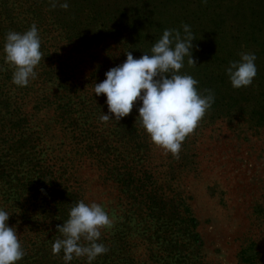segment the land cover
Segmentation results:
<instances>
[{"label": "trees", "instance_id": "obj_1", "mask_svg": "<svg viewBox=\"0 0 264 264\" xmlns=\"http://www.w3.org/2000/svg\"><path fill=\"white\" fill-rule=\"evenodd\" d=\"M64 2L59 0L53 8L49 0H0V207L11 214L8 224L16 228L25 251L17 264H64L63 252L54 255L52 251L54 242L63 238L57 225H63L69 219L70 209L82 200L75 192L80 187L75 173L82 161L90 159L105 175L118 181L126 198H130L131 187L137 191L135 202L125 208L127 219L122 214L117 226L101 229L98 243L109 251L98 256L93 264H211L197 248L192 249L185 242L193 237L190 233L182 236L169 225L185 223L187 210L181 213L177 206H169L168 220L158 210L154 224L147 225V212L156 211L150 207L162 205L161 187L155 177L151 179L147 168L134 167V160L118 151L117 144L107 141L119 142L128 149L129 133L121 135L119 130L120 139L116 141L110 133L97 131L104 126L112 129L113 124L116 129L128 128L119 121H101L103 114H109L106 95L95 96L93 89L106 79L108 70L126 61V51L140 58L150 52L165 29H178L183 35V27L178 26L181 24L190 25L196 37L195 47L208 41L204 51L208 50L214 58L222 50L219 43L226 25H247L251 32L245 35L263 36L264 0H236L234 4L233 0H67V10L60 7ZM33 24L39 30L44 57L36 69V79L19 87L12 81L13 69L4 62L3 46L9 31L23 33ZM126 27L136 35L125 42L122 36L123 32L128 33ZM108 35L116 45L114 54L105 50L102 63L80 78L75 67L78 64L71 54L101 47L103 37ZM259 48L263 53L264 45ZM33 86L40 89L42 104L27 112L26 92ZM40 105L53 109L54 128L37 120ZM141 105L139 100L134 102L132 118L139 115ZM137 124L139 137L145 130ZM50 130L60 133L58 140L66 139L65 149H61L60 142H55L57 148L50 145ZM98 142L101 145L95 149ZM76 154L86 157L73 164ZM108 156H113V162ZM141 156V152L137 154ZM132 208L141 211L142 219L130 216ZM81 243L87 245L83 239ZM254 254L255 260L249 264H260L261 252ZM71 264H87V258H74Z\"/></svg>", "mask_w": 264, "mask_h": 264}, {"label": "rangeland", "instance_id": "obj_2", "mask_svg": "<svg viewBox=\"0 0 264 264\" xmlns=\"http://www.w3.org/2000/svg\"><path fill=\"white\" fill-rule=\"evenodd\" d=\"M233 1L234 4L236 0ZM129 23L128 20L127 25ZM144 32L149 34L147 30ZM250 32L247 25H226L219 43L222 50L214 54L217 58L208 50L204 51L207 40L193 47L196 65H189L185 57L181 74L198 80V90L204 95L208 94L205 89L212 90L215 102L197 128L183 141L178 156L155 146L146 131L136 137L139 117L134 115L132 118V113L119 121L128 129H116L114 124L112 129H107L108 126L97 129L110 133L116 141L120 139L119 130L121 135L129 133L126 138L131 142L128 149L122 148L119 142L107 141L117 144L118 151L128 155L127 159L134 160V167L147 168L151 179L155 177L158 180L161 187L159 202L162 205L150 207V210L156 211L147 212V225L154 224L159 211L168 220L169 206H177L181 213L187 210L183 219L185 223L176 225L170 222L169 225L174 226L182 236L190 233L193 237L189 241L185 239V242L190 248H197L211 264H249L255 260V251L261 252L258 261L264 264V52L260 53L259 48L264 45V35L255 33L254 38L245 35ZM123 33L125 42L133 40L136 35L130 28L128 33ZM103 40L101 47L92 46L71 54L78 64L75 67L80 78L89 75L91 67L102 63L105 50L114 54L116 45L113 39L108 35ZM210 42L212 44L211 38ZM241 53H255L257 75L250 86L235 89L226 68L230 62L238 61ZM31 89L25 97L29 103L26 105L27 112H31L33 107V110L39 108L37 104L43 97L37 86ZM44 106L39 109L37 120L54 128L51 124L55 120L53 109ZM56 130L49 131L50 145L57 148L55 142H60L61 149H65L66 139L58 140L60 133ZM100 145L101 142L95 144V149ZM140 152L142 156L137 157ZM82 157L86 155L76 154L72 158L73 164ZM107 159L113 162V156ZM75 177L80 186L75 192L88 204H101L112 220V227L122 220V214L127 219L125 208L132 205L131 201L135 202L136 190L131 187L130 198H126L119 189L118 181L105 175L91 159L90 162L80 163ZM130 216L142 219L138 208H132ZM243 251H246L244 255Z\"/></svg>", "mask_w": 264, "mask_h": 264}, {"label": "clouds", "instance_id": "obj_3", "mask_svg": "<svg viewBox=\"0 0 264 264\" xmlns=\"http://www.w3.org/2000/svg\"><path fill=\"white\" fill-rule=\"evenodd\" d=\"M49 2L55 8L59 0ZM60 7L67 10V0ZM182 27L183 35L178 29H165L150 52L140 58H134L131 51H126V61L108 70L106 79L95 84L93 89L95 96L106 95L109 114L100 117L104 123L120 121L132 112L134 102L141 101L138 108L141 127L155 146L174 156L179 155L183 141L215 102L212 90L205 89L208 94L204 95L198 90V80L181 74L185 57L189 65H196L192 55L196 37L190 25ZM41 43L35 24L23 33L9 31L6 34L3 58L13 69L15 85L26 87L36 79V69L44 57ZM256 60L255 53H241L238 61L230 62L226 74L233 88L248 87L253 83L257 75ZM10 215L0 207V264H17L25 256L16 228L8 224ZM111 227L112 220L101 204L81 200L70 209L69 219L63 225H57L63 238L54 242L53 254L63 252L64 264H71L74 258L81 257L87 258V264H93L98 256L109 251L98 241L101 229ZM82 239L87 245L81 243Z\"/></svg>", "mask_w": 264, "mask_h": 264}]
</instances>
